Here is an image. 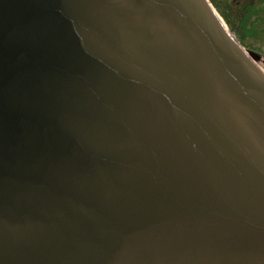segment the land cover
<instances>
[{
    "label": "water",
    "instance_id": "1",
    "mask_svg": "<svg viewBox=\"0 0 264 264\" xmlns=\"http://www.w3.org/2000/svg\"><path fill=\"white\" fill-rule=\"evenodd\" d=\"M259 61L208 0H0V264H264Z\"/></svg>",
    "mask_w": 264,
    "mask_h": 264
},
{
    "label": "rangeland",
    "instance_id": "2",
    "mask_svg": "<svg viewBox=\"0 0 264 264\" xmlns=\"http://www.w3.org/2000/svg\"><path fill=\"white\" fill-rule=\"evenodd\" d=\"M208 1L211 3L210 0ZM217 1L221 4V8L224 11L227 10L228 3L231 4L236 3L239 5L241 3L242 8L244 6L243 9L244 13L245 15L249 16V19L244 23H242V17H240L241 19H239L238 21L237 19H234L233 25L234 28H236L237 30L236 31L238 33L237 35L236 33L230 31V28L224 22V20L223 22L226 25L227 29L231 32L232 36L240 43V45L244 50L254 52L260 57L261 61L257 62L256 65L258 66V68L261 69L262 73L264 74V65L262 63V61H264V10L260 12L254 11L253 13H251V15L249 14L248 11L245 10L246 9L245 5L250 4L252 8H257L256 5H259L258 3H261L263 0H217ZM211 5L217 12L214 5L212 3Z\"/></svg>",
    "mask_w": 264,
    "mask_h": 264
},
{
    "label": "trees",
    "instance_id": "3",
    "mask_svg": "<svg viewBox=\"0 0 264 264\" xmlns=\"http://www.w3.org/2000/svg\"><path fill=\"white\" fill-rule=\"evenodd\" d=\"M211 3L214 5V7L216 8L217 12L220 14V16L223 18V20L225 21V23L228 25V27L230 28V31L233 33H236V35L238 34L236 31V28H234L233 25V21L234 19H237V21L239 19H241L240 17H242V23L246 22L249 19V16L245 15L244 13V6L242 8V4H231L228 3L227 6V10L224 11L221 8V4L217 1V0H210ZM259 5H256L257 8H252V6L249 5H245L246 7V11L249 12V14L251 15V13H253L254 11L260 12L264 10V0L261 3H258ZM257 9V10H254ZM253 10V11H252ZM236 22V21H235Z\"/></svg>",
    "mask_w": 264,
    "mask_h": 264
},
{
    "label": "bare ground",
    "instance_id": "4",
    "mask_svg": "<svg viewBox=\"0 0 264 264\" xmlns=\"http://www.w3.org/2000/svg\"><path fill=\"white\" fill-rule=\"evenodd\" d=\"M216 14H217V13H216ZM217 15H218V14H217ZM218 18H220V16H218ZM220 22H222V24L224 25V29H225L226 31H228L226 25L223 23V21L221 20V18H220Z\"/></svg>",
    "mask_w": 264,
    "mask_h": 264
}]
</instances>
